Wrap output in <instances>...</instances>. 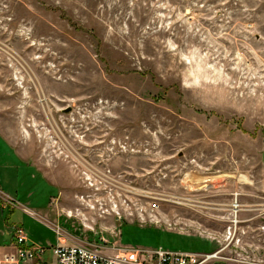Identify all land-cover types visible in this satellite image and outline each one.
Wrapping results in <instances>:
<instances>
[{
	"label": "rangeland",
	"instance_id": "rangeland-1",
	"mask_svg": "<svg viewBox=\"0 0 264 264\" xmlns=\"http://www.w3.org/2000/svg\"><path fill=\"white\" fill-rule=\"evenodd\" d=\"M10 145L35 146L21 158L49 169L67 161L71 178L49 184ZM88 156L158 193V209L135 199L140 217H66ZM0 173V230L12 209L27 244L56 245L58 228L211 252L227 235L215 194L230 191L254 215L234 239L264 264V0H0Z\"/></svg>",
	"mask_w": 264,
	"mask_h": 264
},
{
	"label": "built area",
	"instance_id": "built-area-1",
	"mask_svg": "<svg viewBox=\"0 0 264 264\" xmlns=\"http://www.w3.org/2000/svg\"><path fill=\"white\" fill-rule=\"evenodd\" d=\"M126 141L121 140L120 148L124 149ZM90 152V151H89ZM74 157L77 159L76 155ZM82 168H86L81 173V183L86 192L76 196V200L81 207L74 209V213L68 210L65 215L68 218L83 214L90 210H96L101 217L120 218L132 216L134 211L140 217L146 210L141 205L135 207V199L147 200V210L153 212L158 209L159 202L163 200L155 192L148 189H141L132 184L121 171L117 173L108 167V161L98 157L94 162L88 156L83 160ZM116 197V198H115ZM181 196L171 194L169 201L177 202ZM234 200L236 193H234ZM15 204L13 199L6 201ZM109 203V204H107ZM130 205H133L131 209ZM237 207L233 202V210ZM75 212L77 213L76 215ZM81 212V213H80ZM79 213V214H78ZM149 214V213H148ZM111 215H113L111 217ZM150 215V214H149ZM86 218L82 217V225H86ZM235 212L231 218V223L226 226L225 242L221 243L211 252H188L166 250L161 247L153 249H127L118 246L117 241L110 242L103 235L97 234L95 242L83 240V242L72 241L67 234H60L56 237V245L43 247L36 244L26 243V234L21 226H13L11 239L13 250L1 254L0 264H251L252 258L249 254L248 246H242L238 239H234L231 230L237 225ZM93 230V229H90ZM68 240H70L68 242ZM246 243V242H245ZM226 249V252L224 251ZM245 252L246 256L240 255L238 251ZM248 250V253L246 252ZM48 252L49 259L44 258Z\"/></svg>",
	"mask_w": 264,
	"mask_h": 264
},
{
	"label": "crops",
	"instance_id": "crops-1",
	"mask_svg": "<svg viewBox=\"0 0 264 264\" xmlns=\"http://www.w3.org/2000/svg\"><path fill=\"white\" fill-rule=\"evenodd\" d=\"M10 146H11L10 149L12 150L13 154H15L21 160L25 161V162H23L24 164L29 165V167L30 166L34 167V169L38 173H40L41 178L46 180L49 184H52L54 186L59 185L61 183V181L59 182V180H61V177H63L64 174H66L69 179L71 178L70 177L71 171H70V167L68 165L69 163L67 161H60V163H59L56 160V161H54L52 169H49V168H47V166H45L44 164L41 165V163H39V162L33 163L30 160H26L24 158H21L22 155H20V154H24L25 152L28 153V157H29V153L32 151V148H34L35 146L28 145L27 148H23L20 150L15 149V146H12V145H10ZM4 152L6 155V151H4ZM3 174H5V173H0V181L4 180ZM58 175H59V177L56 178ZM6 176H9V174H7ZM11 212H12V209H9V211L6 214L5 222L3 221L4 222L3 229L0 230V248H3L4 246H6L10 249L9 251L13 250V246H14L13 241L11 239L12 229H13L14 223L8 224V222H7Z\"/></svg>",
	"mask_w": 264,
	"mask_h": 264
},
{
	"label": "flooded vegetation",
	"instance_id": "flooded-vegetation-1",
	"mask_svg": "<svg viewBox=\"0 0 264 264\" xmlns=\"http://www.w3.org/2000/svg\"><path fill=\"white\" fill-rule=\"evenodd\" d=\"M239 194V193H238ZM216 198H217V202L219 204V215H218V221H219V224L220 226H223V227H226L229 225V223H231V218L233 216V212H235V217H236V220H237V223H242V224H245L246 227H248V231H253V218H254V215L253 214H248L249 211H252V208H249L247 207L246 205L247 204H244L242 202V206L246 207H241L240 209H238L236 207L235 210H233V202H236V205L237 204V197L236 199L234 200V193L233 192H230V191H219L217 192L216 194ZM239 206V205H238ZM241 211V212H246V214H239V217H238V214L237 212L238 211ZM250 241H251V246H253V235L250 233L248 235ZM251 249V248H250Z\"/></svg>",
	"mask_w": 264,
	"mask_h": 264
},
{
	"label": "trees",
	"instance_id": "trees-1",
	"mask_svg": "<svg viewBox=\"0 0 264 264\" xmlns=\"http://www.w3.org/2000/svg\"><path fill=\"white\" fill-rule=\"evenodd\" d=\"M122 222H125V221H122Z\"/></svg>",
	"mask_w": 264,
	"mask_h": 264
}]
</instances>
